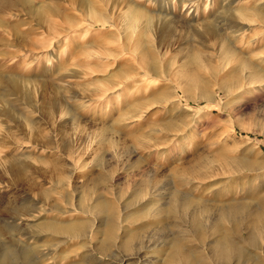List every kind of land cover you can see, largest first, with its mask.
<instances>
[{
	"label": "rangeland",
	"instance_id": "obj_1",
	"mask_svg": "<svg viewBox=\"0 0 264 264\" xmlns=\"http://www.w3.org/2000/svg\"><path fill=\"white\" fill-rule=\"evenodd\" d=\"M90 1L97 15L89 26L78 0H27L25 6L0 8V108L9 105L20 117L0 111V255L8 246L15 250L8 263L0 264H70L86 249L97 264H149L154 254L135 249L165 244L176 234L185 238L186 247L200 249L207 264H223L206 254L213 236L196 238L183 213H164L165 221L155 224L143 217L141 204L152 198L153 205L163 206L174 195L178 203L192 196L200 202L192 203L188 212L205 206L204 221L210 223L222 204L244 202L255 208L264 201V79H246L243 75L251 69L239 67L248 60L256 63L258 56L264 60V50H259L264 47V0ZM128 4L153 16L165 8V25L173 29L155 39L141 26L126 36L115 24L127 15ZM28 6L45 7L43 18ZM242 10L250 14L233 16ZM102 17L109 23L101 25ZM70 26L72 31L65 33ZM204 26L215 33H202ZM218 35L230 51L219 48ZM186 47L199 58L190 60ZM50 48L56 58L47 61ZM72 64L79 66L78 73L69 77ZM187 69L200 78V88L209 89L205 96L196 86L188 89L177 83ZM15 77L32 81L37 92L11 97L8 87ZM222 83L228 85V94L220 90ZM40 93L57 98L61 110L51 115L36 111ZM10 118L28 119L36 130L11 129ZM60 123L74 129L63 134L55 128ZM66 136L71 140L68 148L60 145ZM196 159L206 176L198 178L193 172L186 179L194 186L178 185L172 172ZM19 161L30 170L21 181L8 178ZM61 165L69 175L62 186L57 183ZM101 173L105 180L92 200L109 199L120 221L127 212L140 211L135 224L121 221L109 245L114 255L109 256L96 250L105 216L75 209L78 190ZM58 208L68 211L61 214ZM72 219L92 222L85 239L63 242L56 234L30 231L33 225ZM142 223L145 226L137 229ZM125 231L137 234L129 253L119 249ZM243 234L235 237L243 239ZM241 245L250 260L264 264L261 251L246 242ZM26 249L28 256L22 254Z\"/></svg>",
	"mask_w": 264,
	"mask_h": 264
},
{
	"label": "bare ground",
	"instance_id": "obj_2",
	"mask_svg": "<svg viewBox=\"0 0 264 264\" xmlns=\"http://www.w3.org/2000/svg\"><path fill=\"white\" fill-rule=\"evenodd\" d=\"M78 1L80 2L81 6L84 7L87 15L89 16L88 20L86 19L87 25L88 26L92 25V23L94 22L91 19L93 16L97 15L96 14L97 12L92 7L91 1L90 0H78ZM189 1L196 2L195 0H189ZM26 3H27V0H0V8L9 7L10 5H13V6L14 5L15 6L24 5L25 6ZM131 4H130V7L128 4L129 8L126 10L127 15L123 19L121 18L118 24L117 23L115 24L117 27H120L121 29H123L126 36H127V32H130L132 30L136 31L139 29V27L140 29L144 27L143 28L144 32L146 33L148 32L156 36L155 39L159 37H165L168 35V32H170L169 31L170 26L165 25V23L167 24L169 21L167 18L168 12L165 11V8L157 11V14L153 16L151 12H149L150 10L146 9L144 11V9L138 8L137 5H134V4L131 5ZM11 8H14V7H11ZM29 10L33 13V15H35L38 19L41 20L43 18V15L45 14L46 8L41 7V6H37V7L30 6ZM246 14L249 15L250 13L244 12L243 10L236 11V12L233 11V16H236V17L237 16L245 17ZM99 23L103 25V24H108L109 21L105 19L104 17H102V21H100ZM72 28H74V26L67 27L65 29V33L71 32ZM172 29L170 28V30ZM215 31H216L215 29H212L209 26H204L201 32L202 33H205V32L215 33ZM201 32H199L200 35H202ZM191 33H192V29H191ZM183 36H184V33H183ZM218 37H219V40H218L219 48L222 51H230V47L228 46V44L225 43L224 40L220 38V35H218ZM51 44H52V41H49V46ZM188 48L186 47L187 50L185 51H187V53L189 54L187 56L190 57V60L194 58L198 59L199 54L195 52L192 53L190 49ZM259 50H264V47H262ZM46 54H47V61L52 59V57L56 58L55 50H52V48L47 50ZM255 62L256 63L254 62L252 63H254V65L257 66L256 69H254V66L252 65L250 60L241 62L239 64V67L242 69H248V70L249 68L251 69L247 71L243 75V77H245L246 79H250V80L252 79L263 80L264 79V60L263 58H261V56H258L256 57ZM149 64L154 68V65H153L154 62L152 60H150ZM78 67L75 64L71 65L68 71L69 77L77 76ZM186 71H188V69ZM179 78L180 79L179 81H177V83L180 84V86L184 85L188 89H192L194 88V86H196L197 87L196 89L200 90V95L202 93V96H205L207 89L200 88L203 83L200 82L199 80L200 78L196 74H194L191 70H189L188 72H185L182 75V77H179ZM12 79L13 80L10 81L11 86L8 87L9 95L11 97H14L18 92H22L26 96L31 95V93L33 92H37L36 86L34 85L32 81L23 82V81L17 80L16 77L15 79L14 78ZM227 86L228 85L225 83L220 84V90L224 92L225 94H228L229 92V89ZM52 95L56 96V94L54 93H52ZM83 104L81 103L80 106L84 108L85 105ZM59 105L60 104H59V101H57V98L49 99L45 95V93L44 94L40 93L38 100H37V104L34 106V109H36V111H38L41 114L51 115L54 113L56 114L61 110L60 108L61 106ZM9 107L10 106L8 105V107L6 106V108H0V111L4 112V114H6L7 116L20 118L19 116L17 117L14 114L15 111L13 109L11 110ZM9 121L11 122V129L13 128L16 131H20L24 129V130H28L29 133L33 134L34 133L33 131L36 130V126L33 124V122H31L28 119L14 120L10 118ZM55 128L58 131H62L63 134H66L69 132V129L71 128L74 129V126L73 127L71 126V128H68L64 124L60 123ZM65 138L66 139L61 137L60 145L64 148H68L71 145V140L67 136ZM247 151H252V148L251 149L249 148V150ZM37 164H38L39 169L41 170L44 169L43 167L39 166L40 162H38ZM64 168L65 167L61 165L59 168L60 170L58 171L57 183L61 186L66 183V180L69 177V175H67V172L64 171ZM201 168H202L201 161L199 159H196L194 163L191 164L186 169L179 170L178 172L174 170L172 172V175L175 178L176 183L178 185L185 186V184H189L191 186H194L195 185L193 184L194 182L192 180L186 179V176L193 172L198 178H201L202 176H206L205 171L203 169L201 170ZM29 170H30V166L28 164L22 161H19V162H16L13 167H11L7 176L8 178H13L15 180L21 181L25 172ZM104 180H105V175L101 173L96 177V179L90 186L81 187V189L78 190L77 192L78 200H77V207L75 209L77 211L90 212L92 215H95L97 217L105 216V218L101 220V224H100V233L102 236L101 241H100L101 244H100V247L96 250L101 255L109 256V255H114L112 252H109V245L114 238L116 230L119 229L121 221L127 220L129 223L135 224L138 218L137 214L140 211H136V212L134 211V212H129V213L127 212L125 216H122V220L120 221L119 217L115 213L113 204L109 199L104 198V197H98L92 200L91 195H96L98 184L104 182ZM191 186H190V189H191ZM142 190L143 188H139L138 193L142 192ZM41 195H45V193L43 194L41 193ZM176 200H177L176 196L174 195V199H171L170 201H168L162 206V205H153L154 200L150 198L149 200H146L145 202L141 204L142 205L141 212H144L142 215L143 217L150 218L148 220H151V223L156 224V223H161L165 221L164 213L168 215L169 214L172 215L177 212L183 213L185 215L183 219L184 222L186 221L188 222L189 228L191 229L193 234L196 236V238L204 239L206 237L213 236V238L208 241V252H206V254H208L210 258L211 257L219 258L223 264H261L259 260H255V259L250 260L249 253L242 247L241 243L242 242L248 243L249 246L254 247V249L261 251L264 256V201H261V204H258L255 208H250L249 206L250 204H247L244 202L242 203L230 202V203L222 204L218 207L217 217L210 223H205L204 214L207 211V208L205 206H202V207L198 206V208H195L193 211L188 212V208L192 203L195 204V203L200 202L198 198L195 199L192 196L191 197L186 196V198L180 201V203H178ZM58 209L61 214L65 212L67 213L68 211L67 209H62V208H58ZM75 209L71 208V210H75ZM91 225H92V222L82 221L78 219H72L71 221L66 222V223L58 222V221H49V222L31 226L30 231L33 233L46 232V233L56 234L62 240H64L63 242H66L65 240H67V238H70V237H72V239L73 238L85 239L87 237V233L89 232ZM144 226L145 225L143 223L139 224L137 225V229H141ZM1 229L2 228H0V230ZM240 231H245V235L243 234L244 235L243 239H237L235 237V234ZM136 235L137 234L134 233L133 231L132 232L125 231L122 239L119 242V249L123 250L124 253L131 252L132 250L131 241ZM184 240L185 238L183 236L176 234L172 236L165 244L157 245V243L154 242L152 243L154 244V246L152 244H147L145 246L141 245L135 249L134 253H140L141 250L143 249L153 253L154 255H151L147 261V263L149 264H207V262H205L204 260L205 259L204 256L201 254V250L196 247H190V248L186 247L183 244ZM88 252L89 251L87 249L84 250L82 254H80L81 255L80 260L78 262H71L70 264H97L96 261L93 259L92 255L88 254ZM14 253H15V250L12 247L8 246L1 253L0 261L3 263H8L10 256ZM22 254L24 256H28L29 250L28 249L23 250ZM249 260L250 262L247 263V261Z\"/></svg>",
	"mask_w": 264,
	"mask_h": 264
}]
</instances>
